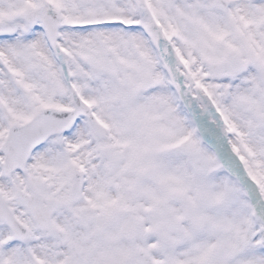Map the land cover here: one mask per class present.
<instances>
[{"label":"snow or ice","instance_id":"obj_1","mask_svg":"<svg viewBox=\"0 0 264 264\" xmlns=\"http://www.w3.org/2000/svg\"><path fill=\"white\" fill-rule=\"evenodd\" d=\"M0 264H264V0H0Z\"/></svg>","mask_w":264,"mask_h":264}]
</instances>
